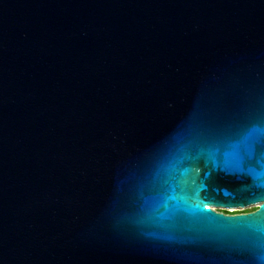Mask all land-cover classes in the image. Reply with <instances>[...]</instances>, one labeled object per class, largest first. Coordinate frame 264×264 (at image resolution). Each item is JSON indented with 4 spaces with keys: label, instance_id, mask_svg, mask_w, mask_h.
<instances>
[{
    "label": "water",
    "instance_id": "obj_1",
    "mask_svg": "<svg viewBox=\"0 0 264 264\" xmlns=\"http://www.w3.org/2000/svg\"><path fill=\"white\" fill-rule=\"evenodd\" d=\"M262 209L264 0H0V264H261Z\"/></svg>",
    "mask_w": 264,
    "mask_h": 264
},
{
    "label": "flooded vegetation",
    "instance_id": "obj_2",
    "mask_svg": "<svg viewBox=\"0 0 264 264\" xmlns=\"http://www.w3.org/2000/svg\"><path fill=\"white\" fill-rule=\"evenodd\" d=\"M256 209V208H255ZM221 211H223V212H227V213H238V212H240V211H237V210H235V211H233V212H229V211H227L226 209H220ZM254 210V209H253ZM248 211H252V210H248ZM248 211H241V212H248Z\"/></svg>",
    "mask_w": 264,
    "mask_h": 264
},
{
    "label": "trees",
    "instance_id": "obj_3",
    "mask_svg": "<svg viewBox=\"0 0 264 264\" xmlns=\"http://www.w3.org/2000/svg\"><path fill=\"white\" fill-rule=\"evenodd\" d=\"M254 208H248V209H241V210H237V211H248V210H253ZM228 211V210H227ZM235 211V210H234Z\"/></svg>",
    "mask_w": 264,
    "mask_h": 264
},
{
    "label": "rangeland",
    "instance_id": "obj_4",
    "mask_svg": "<svg viewBox=\"0 0 264 264\" xmlns=\"http://www.w3.org/2000/svg\"><path fill=\"white\" fill-rule=\"evenodd\" d=\"M248 208H257V205H251V206H249V207H247V208H245V209H248ZM227 213V212H226Z\"/></svg>",
    "mask_w": 264,
    "mask_h": 264
},
{
    "label": "snow or ice",
    "instance_id": "obj_5",
    "mask_svg": "<svg viewBox=\"0 0 264 264\" xmlns=\"http://www.w3.org/2000/svg\"><path fill=\"white\" fill-rule=\"evenodd\" d=\"M262 210H264V209H262ZM260 259V261H261V264H264V257H261V258H259Z\"/></svg>",
    "mask_w": 264,
    "mask_h": 264
},
{
    "label": "built area",
    "instance_id": "obj_6",
    "mask_svg": "<svg viewBox=\"0 0 264 264\" xmlns=\"http://www.w3.org/2000/svg\"><path fill=\"white\" fill-rule=\"evenodd\" d=\"M226 210H228L229 212H233L235 209H226Z\"/></svg>",
    "mask_w": 264,
    "mask_h": 264
}]
</instances>
